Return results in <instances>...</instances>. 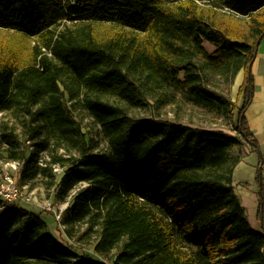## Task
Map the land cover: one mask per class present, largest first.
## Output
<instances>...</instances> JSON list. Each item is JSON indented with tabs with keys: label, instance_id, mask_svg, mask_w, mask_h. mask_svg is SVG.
I'll list each match as a JSON object with an SVG mask.
<instances>
[{
	"label": "trees",
	"instance_id": "1",
	"mask_svg": "<svg viewBox=\"0 0 264 264\" xmlns=\"http://www.w3.org/2000/svg\"><path fill=\"white\" fill-rule=\"evenodd\" d=\"M0 30L33 41H0V111L22 126L2 132L6 161L21 163L20 186L59 175L54 205L70 202L65 240L33 211L0 208V264H264V206L260 231L234 187L243 141L264 160L246 116L264 0H0ZM241 70L239 108L221 85ZM182 103L236 134L133 115ZM83 224L95 255L68 241Z\"/></svg>",
	"mask_w": 264,
	"mask_h": 264
},
{
	"label": "rangeland",
	"instance_id": "2",
	"mask_svg": "<svg viewBox=\"0 0 264 264\" xmlns=\"http://www.w3.org/2000/svg\"><path fill=\"white\" fill-rule=\"evenodd\" d=\"M165 2H171L174 0H164ZM41 10L43 12L47 13L48 9L46 7H41ZM0 41L6 43V42H15L19 46L26 45L30 46L33 41L32 39H24L20 36H17L13 33H8L4 30H0ZM208 51L212 52L214 50V47H212L211 44L206 43L205 44ZM264 47V40L260 44L258 48V53L256 57V61H261L259 65V70L262 75H264V54H262V49ZM254 62V63H255ZM254 66V64H253ZM252 72L254 75L253 67ZM245 80V71H243V80L241 85L239 86L238 90L235 91L234 84L236 81V78L234 80V83L230 86L227 85H221V88L223 92L226 94V96L232 101L237 104L239 108L243 106V98L239 97L240 95V88L243 85ZM254 82H255V75H254ZM77 114L79 115L81 122L85 128V130L92 136L93 138H96L98 141V144L100 147L105 146V143L101 140V135L99 131V127L95 126L92 119L83 111L77 110ZM133 115L137 117H153L155 119H161V120H175L180 121L184 124L191 125L193 127H204L208 129H214V130H223L229 134L235 135V131L232 128V123L227 120L224 117H218L215 112L208 111V109L201 107V106H194L191 103H182L179 106H172L169 105L167 107H163L160 109L153 110L151 108L147 109H138L133 112ZM2 132L3 133H9L10 131L16 130L15 132L21 133L22 126L20 124V121L16 120L12 116L8 115L7 113L2 116ZM8 126V127H6ZM33 144H36V141L32 142ZM32 145V144H31ZM16 148L14 150L22 152L23 150H29L28 142H26L24 139H19L17 143ZM8 144L6 143V139L0 138V158L3 160H7L8 156ZM6 170V168H5ZM7 170L12 172L14 174L15 178L18 179V172H16L14 169L8 167ZM59 175L56 177H53L52 174L48 175L47 177L44 176H38L35 180L31 181V184H27L26 188L24 189V194H30L32 197V201H25L29 204L28 207L32 208V210L41 215V217L46 221L48 225V229L57 237H60L62 239L68 238L64 232V224H63V215L62 218L59 220L57 216L60 214V207L64 208L66 200L61 201L58 205H54V189L55 186L52 185V182H57L59 180ZM21 201V200H20ZM17 204V203H15ZM34 205V206H33ZM87 225H78L76 229L74 230V236H72L68 241L70 242V245H72L74 248H78L79 251H84L88 254L95 255L94 253V245L97 242V238L95 234L92 235H84L86 232ZM98 257V256H97ZM112 255H109L107 258L102 259V262L104 264H112L111 259Z\"/></svg>",
	"mask_w": 264,
	"mask_h": 264
},
{
	"label": "crops",
	"instance_id": "3",
	"mask_svg": "<svg viewBox=\"0 0 264 264\" xmlns=\"http://www.w3.org/2000/svg\"><path fill=\"white\" fill-rule=\"evenodd\" d=\"M260 62L256 61L253 66L255 91L253 100L246 110V116L252 131L259 141L260 151L264 157V75L259 70ZM235 151L242 155L241 161L234 171V187L236 193L239 195L242 205L247 210L251 225L255 229L262 231L263 224L258 218V211L261 205L264 206V179L262 185L257 175L258 171L262 169L264 177V160H262L259 153L246 141H243L241 147ZM27 204L29 203L24 200L17 202L19 208L33 211Z\"/></svg>",
	"mask_w": 264,
	"mask_h": 264
},
{
	"label": "built area",
	"instance_id": "4",
	"mask_svg": "<svg viewBox=\"0 0 264 264\" xmlns=\"http://www.w3.org/2000/svg\"><path fill=\"white\" fill-rule=\"evenodd\" d=\"M4 115V112L0 111V138L2 135L1 131V120L2 116ZM30 144V142H28ZM47 159L48 158L47 156ZM40 165L44 166L45 162L43 159L40 161ZM10 167L14 169L16 172L20 169L21 163L19 161H5L2 158H0V208L5 207H12L20 200L25 201H32V197L30 194L25 195L24 189L26 186H20L14 174L7 170V168ZM53 170L55 173H61L63 171V168L60 165H54ZM6 168V170H5ZM69 199L65 202L64 208L60 207V214L57 216V218L60 220L62 218V215L64 211L67 209L69 205ZM14 210V208H12Z\"/></svg>",
	"mask_w": 264,
	"mask_h": 264
},
{
	"label": "bare ground",
	"instance_id": "5",
	"mask_svg": "<svg viewBox=\"0 0 264 264\" xmlns=\"http://www.w3.org/2000/svg\"><path fill=\"white\" fill-rule=\"evenodd\" d=\"M262 54H264V47L262 49ZM242 80H243V70H241L240 73L236 77V81H235V84H234L235 91L238 90L239 86L242 83Z\"/></svg>",
	"mask_w": 264,
	"mask_h": 264
}]
</instances>
